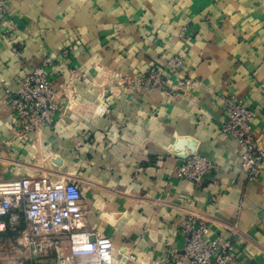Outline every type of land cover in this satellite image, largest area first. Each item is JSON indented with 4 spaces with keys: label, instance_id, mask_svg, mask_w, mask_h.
Masks as SVG:
<instances>
[{
    "label": "crops",
    "instance_id": "crops-1",
    "mask_svg": "<svg viewBox=\"0 0 264 264\" xmlns=\"http://www.w3.org/2000/svg\"><path fill=\"white\" fill-rule=\"evenodd\" d=\"M5 4L15 26L0 22V176L77 180L88 228L112 240L118 262L136 258L121 264H159L182 250L190 216L213 238L231 235L244 264H264V166L250 179L239 167L241 147L222 131L223 96L233 94L255 110L252 132L264 148V0ZM176 56L183 64L171 73ZM46 59L61 108L51 128L26 139L16 135L10 100ZM153 65L172 88L122 86L125 75ZM194 152L217 164L200 187L175 171ZM5 245L0 264L28 257L12 234L0 235V251Z\"/></svg>",
    "mask_w": 264,
    "mask_h": 264
},
{
    "label": "built area",
    "instance_id": "built-area-1",
    "mask_svg": "<svg viewBox=\"0 0 264 264\" xmlns=\"http://www.w3.org/2000/svg\"><path fill=\"white\" fill-rule=\"evenodd\" d=\"M0 22L15 26L5 0H0ZM189 39L190 36L186 40ZM50 63L46 59L25 76L20 89L11 96L10 108L21 125L16 131L18 136L27 139L30 134L39 135L51 128L60 111L61 104L47 71ZM182 64L183 57L176 56L168 61L169 71L175 72ZM170 85L163 68L154 65L145 73L125 75L122 82L128 92L166 91ZM223 100L226 119L222 131L242 149L240 170L250 179L257 178L264 166V148L252 132L256 112L233 94H225ZM216 167L214 160L194 152L185 156L175 171L178 179L200 187ZM215 201L214 197L210 199ZM87 213L77 180L0 176V235L12 234L17 246L28 253L18 264H35L41 257L54 253L59 254L56 264H121L136 260L129 254L118 262L117 247L107 235L88 228ZM181 232L185 237L183 249L167 251L159 264H244L234 238L231 235L213 238L205 221L187 217L181 224Z\"/></svg>",
    "mask_w": 264,
    "mask_h": 264
},
{
    "label": "rangeland",
    "instance_id": "rangeland-1",
    "mask_svg": "<svg viewBox=\"0 0 264 264\" xmlns=\"http://www.w3.org/2000/svg\"><path fill=\"white\" fill-rule=\"evenodd\" d=\"M40 159V158H39ZM40 165V164H39ZM38 167H40V168H43V170L44 171H48V169L49 168H46V167H43L42 165L41 166H38ZM47 173H49V172H47ZM35 175H33V176H36V177H42V178H51L50 177V175H46V173H44V172H40V171H36L35 173H34ZM1 247V246H0ZM9 248H10V246H8ZM3 251H0V253L2 254V253H4V251L6 250L7 251V245H5V246H3ZM8 264V263H7ZM15 264H18V262H16Z\"/></svg>",
    "mask_w": 264,
    "mask_h": 264
}]
</instances>
